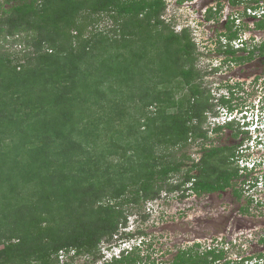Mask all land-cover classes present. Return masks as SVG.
<instances>
[{"label": "trees", "instance_id": "trees-1", "mask_svg": "<svg viewBox=\"0 0 264 264\" xmlns=\"http://www.w3.org/2000/svg\"><path fill=\"white\" fill-rule=\"evenodd\" d=\"M166 9L165 0L0 1V264H61L60 252L72 250L96 259L126 224L129 205L193 180L204 195L243 179L233 161L238 145L207 146L214 104L202 87L197 43L189 27L176 31L162 19ZM220 13L210 9L207 20ZM103 18L112 25L96 28ZM232 23L230 40L238 36ZM256 25L264 29V21ZM217 52L236 55L230 47ZM256 52L264 55V43L237 61ZM199 140L197 162L173 157ZM185 167L182 182H169ZM141 252L137 246L112 264H140ZM223 255L187 248L170 264Z\"/></svg>", "mask_w": 264, "mask_h": 264}, {"label": "rangeland", "instance_id": "rangeland-1", "mask_svg": "<svg viewBox=\"0 0 264 264\" xmlns=\"http://www.w3.org/2000/svg\"><path fill=\"white\" fill-rule=\"evenodd\" d=\"M165 2L167 9L163 18L166 22L173 28L175 27L176 31H181L184 27L191 29L198 49L196 65L203 74L202 87L211 93V98L222 99L223 93H226L223 85L226 80L230 79L227 76L233 74V69H236L237 66L235 74H237L239 89V91L237 90L238 100H233L230 104L233 105V108L236 107L243 111L249 108L256 110L259 106L264 115V64H260L259 59L249 61L247 58L245 62H237L235 66L226 67L225 65L226 75L211 70L214 65L221 62V58L224 56H217L220 55V52L216 50L218 47L216 41L219 42L221 38L228 41L226 34L229 33V26L224 22L228 21L230 16L236 18L235 22L238 24L237 28L235 24H230L233 27L232 32H237L238 29V35L241 38L252 33L258 36V42L256 41L258 44L260 41H264V29H258L256 24H249L252 20L237 11L238 7L242 8V6L234 7L230 0H187L183 2L181 0H165ZM219 5L223 7L221 15L216 19L207 20L206 11L208 8L219 7ZM111 25V20L103 18L96 28L105 29ZM249 25L254 28L250 29ZM251 45V49L257 47L255 44ZM236 56L247 57V54L244 51H238ZM216 57L217 60L214 59ZM213 104V111L207 116L204 125L211 136L207 146H231L237 149V144L240 142L239 144L243 145L242 149H245L244 146L249 145L246 134L241 133L239 137L233 136L238 128L236 124H234V129L224 128L218 134L212 132L213 126H210V123H214L213 116H216V120L221 124L231 118L227 116L226 111L229 109L224 104L216 101ZM221 115L222 118H220ZM201 148L202 144L199 140L189 143L186 148L174 149L172 153L177 160L185 161L190 165L193 160L196 162L199 160ZM187 155L191 158L190 160H186ZM242 156L245 158L250 156L255 161H264V145L261 149L251 148ZM235 165L237 166L236 163ZM187 169L188 167H185L181 173L170 176L169 182L180 183ZM194 173L196 171L192 172V174ZM243 181L244 179H242ZM235 185L236 187H234ZM234 186L224 193L204 195L201 198L195 196L191 191L187 192L186 197H182V192H162V195L154 201L141 202L138 206L129 205L126 209L128 218L124 226H128L127 231L136 233V236L133 237L134 241L130 245L137 244L142 235L146 241L141 246L143 252L140 254L143 260L140 264L150 263L147 256L148 258L152 256L150 259L157 260V264H170L175 254L180 250L193 248L195 252L204 254L221 243H228V248L231 246V249L225 252L228 255L227 260L237 258L239 261L240 258L252 255L253 252L264 255V243L261 242L264 237V193L259 194L248 185L241 189L236 182ZM237 187L241 191V197L234 195ZM139 231L142 232V235H138ZM122 232L121 226L118 234ZM123 237L124 235L120 236V238ZM218 240L220 243L217 242ZM115 241L117 240L114 237L110 242L101 243L99 247L102 248L101 253ZM96 259L89 255L76 256L72 260V264L106 263L100 256ZM61 260V264L71 262V255L68 254Z\"/></svg>", "mask_w": 264, "mask_h": 264}, {"label": "clouds", "instance_id": "clouds-1", "mask_svg": "<svg viewBox=\"0 0 264 264\" xmlns=\"http://www.w3.org/2000/svg\"><path fill=\"white\" fill-rule=\"evenodd\" d=\"M230 3L234 7H237V5L242 6V8L238 7L239 9L237 11L241 12L242 15H245L246 17H248L249 20L250 19L252 20V22L249 24H257L258 22L264 21V13H262V17H260V18L257 16H253L251 13L250 14L248 13L249 9L252 11H255L257 13L264 11V0H241V1H238V4H235V5H233L232 1L230 0ZM220 8L222 11V8H223L222 5H219V7L212 6V7L208 8V10L206 11V14L208 13V11L210 9H212L214 12H217L218 10H220ZM220 15H221V13H220ZM163 16H162V19H164ZM229 20H231L233 22L232 24H235V27L237 28L238 24H236L237 22H235L236 18H233L232 16H230L228 18V21L224 22V24L226 23V25H227ZM249 28L252 29V28H254V26H250ZM237 32H238V29H237ZM246 35L242 38L239 37L240 35H238L235 39H233V40L228 39V41H224L221 38L219 42L216 41V43L218 44L217 49L219 47H221L224 50V49H228L230 47V48L234 49L236 52L237 51H244V49L246 50L244 52H249L250 50H252L250 48V45L251 44L257 45L258 41L256 40V38H257L256 35H254L252 33L246 34ZM251 46H254V45H251ZM216 67L219 69L223 66L219 65ZM237 85H238L237 81H235L234 83H230L227 80V82H225L223 85L226 93L225 92L223 93V96L221 97L222 100L232 101L234 96L237 95V90L239 91V89H237V87H238ZM209 114H211V113L208 112L207 116H209ZM226 114H227V116H230L231 118H228L227 121L223 122V124L219 123L216 120L217 119L216 116H213V122L214 123H210V126H213L212 132H214L213 131L214 128H216L218 126H222L225 128V126L229 123L230 124H236L238 127L237 129H241L242 131L245 132L247 142L249 143V145L244 146L245 149L244 148L242 149L243 145H240L239 144L240 142H239L237 144L239 147V149H238L239 153L237 154L238 156L236 155V157H234L233 161L239 166L240 173L243 176V179L246 178V176H247V178H246L247 182L245 183V181L242 182V180H241L242 183L239 182L237 184L240 185L241 189L249 186L251 189L258 191L259 194H262V193H264V161L263 160H261V162L255 161V160L251 159L250 156L248 158H245L242 156V154H244L246 151L251 150V148L252 149L253 148L254 149H261L263 147V145H264V115L261 113L259 106H258V109H256V110H255V108H253V109L249 108V109H246L244 111L239 110L238 108L234 107L233 110H231V109H229V111L227 110ZM220 118H222V115L220 116ZM210 138H211V136H210ZM250 179H251V181H250ZM193 183H194V180L191 182H187L185 184L184 188L182 190L177 191V192H182V197H183V195H185V197H186L188 191H191V193H193L195 196H197L196 192L192 189ZM175 184H179V183H175ZM237 190H238V187H237ZM165 193H167V192H165ZM161 195H162V193H161ZM201 196H203V195H200L199 197H201ZM152 201H154V200H152ZM122 228H123V232L120 234L116 233V235L114 236L115 239L117 240V241H115V243H113V244L110 243L111 245L108 246L107 250L103 251L102 253H101L102 248L100 249L101 250L99 253L100 258L101 259L103 258V260H105L106 264L109 262H112L114 259L121 258L124 254L131 253L135 249V247H137V246L141 247L142 244L146 243V241H144V236H143V237H139L137 244L130 245L131 243H133L134 238H128L126 236V234H129V233L131 234L134 232L129 231V230L127 231L128 226H124V227L122 226ZM121 235L122 236L124 235V237L120 238ZM262 239H261V242H262ZM217 242L220 243V240H218ZM103 243H106V242H102V244ZM262 243H264V242H262ZM221 244L223 246H220ZM221 244H219V246H216V248H219L218 250L216 248H211V250H216L218 252L224 251V255H223L224 259L217 260L216 262L211 263V264H223L225 261H228V260L236 262L232 258H229L227 260L228 255H226L225 252L229 251L231 249L230 248L231 246L228 248V243H226V244L221 243ZM68 254L71 255V258H75L76 256H78L76 254L75 250H72L69 253H67L66 251H61L60 255H59L60 262H62L61 259ZM263 257H264L263 253L256 254L255 252H253L252 255H247L244 258H241V260H239V261H243V263H245V264H264V258Z\"/></svg>", "mask_w": 264, "mask_h": 264}, {"label": "flooded vegetation", "instance_id": "flooded-vegetation-1", "mask_svg": "<svg viewBox=\"0 0 264 264\" xmlns=\"http://www.w3.org/2000/svg\"><path fill=\"white\" fill-rule=\"evenodd\" d=\"M256 39H257V41H258V36L256 35ZM255 42V41H254ZM262 43H264V41L262 42V41H260L258 44H257V47H260V45L262 44ZM237 53V52H236ZM235 53V54H236ZM247 54V56H248V53H246ZM224 54H220V55H217L218 57H222ZM260 56V58H257V56ZM246 57V56H245ZM215 60H217V57L216 58H214ZM255 59H259L258 61H259V63L260 64H264V55H261V54H259L258 52H256L255 53V55L254 56H252V57H248V60L249 61H253V60H255ZM211 60H213V58H211ZM246 60H244L243 62H245ZM237 56L235 55H231V54H225L222 58H221V62L219 63V64H216V65H214V68H211V70L212 71H215L216 73H223L224 75H226V70H225V68H224V66L226 65V67L227 66H229V65H231V66H235L236 64H237ZM240 63V62H239ZM242 63V62H241ZM219 65H222L223 67H221V68H217L216 66H219ZM213 66V65H212ZM231 69H232V67H231ZM235 73H237V66H236V69H233V74L231 73L229 76H227V78L229 79L228 80V82H230V83H234L235 81H237V74H235ZM226 82H227V80H226ZM237 89H238V87H237ZM233 100H238V97H237V95H235L234 96V98L232 99V101ZM214 101H216L217 103H222L223 104V102H224V100H222V99H214V98H211V100H210V102L211 103H214ZM225 101H227V100H225ZM232 101L230 102V103H232ZM239 153V152H238ZM237 153V154H238ZM238 156V155H237ZM239 182H241V181H237V183H239ZM242 183V182H241ZM230 188H232V187H230ZM229 189V188H228ZM225 191H227V190H224V191H218V192H213V193H210V194H204V195H212V194H221V193H224ZM234 193H235V191H234ZM197 194V193H196ZM203 195V196H204ZM235 195V194H234ZM200 195L199 194H197V197H199ZM236 196V195H235ZM199 198H201V197H199ZM178 253V252H177ZM177 253L175 254V256L174 257H176L177 256ZM97 261V260H96ZM96 261H95V263H96ZM94 264V263H93ZM106 264V263H105ZM108 264H112V262H109Z\"/></svg>", "mask_w": 264, "mask_h": 264}, {"label": "built area", "instance_id": "built-area-1", "mask_svg": "<svg viewBox=\"0 0 264 264\" xmlns=\"http://www.w3.org/2000/svg\"><path fill=\"white\" fill-rule=\"evenodd\" d=\"M248 13H249V14L251 13L253 16H257V17L260 18V17H262V13H264V11H262V12H260V13H257V12H255V11H252V10L249 9V10H248ZM256 119H257V118H256ZM226 249H227V248H226ZM234 260L237 261V258H235ZM239 260H241V258H240Z\"/></svg>", "mask_w": 264, "mask_h": 264}]
</instances>
